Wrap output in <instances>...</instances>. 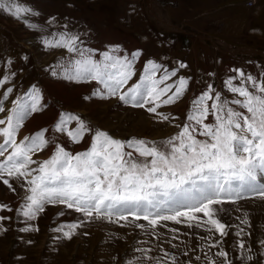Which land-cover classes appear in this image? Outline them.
<instances>
[{"label":"rangeland","instance_id":"374dc122","mask_svg":"<svg viewBox=\"0 0 264 264\" xmlns=\"http://www.w3.org/2000/svg\"><path fill=\"white\" fill-rule=\"evenodd\" d=\"M18 2L27 4L39 13L38 16L29 17V20L40 26V32L0 13V77L10 76L9 82L0 88V96L8 87L13 88V93L4 103L7 110L11 108L12 100L24 95L35 85L40 89L43 106L42 110L32 114L24 122L19 130L21 135L40 130L39 127H47L51 123L55 113L51 101H54L58 106V113L66 110L78 115L90 127L104 130L116 139L135 137L159 142L178 131L175 125L185 122L182 114H185L194 97L204 91L203 87L207 88L211 84L217 91H222L225 98L232 99L237 97L227 90L224 82L229 77L237 76L234 69L243 71L246 76L264 80V56L241 49L245 53L244 58H247V61H243L236 59L238 51L233 52L239 47L260 48L264 51V0L246 6L243 5L244 0ZM63 31L78 32L85 47L96 50L97 58H102L100 53L113 48L119 50L117 55L129 57L139 50L141 56L135 63L136 75L129 81V86L138 81L149 60L169 70L178 69L177 76L168 83L183 76L188 79L187 89L176 103L162 105L158 109V112L177 119L161 122L159 117L148 113L146 108L123 105L117 98L100 99L92 96L94 91L102 87L95 81L71 83L51 77L46 70L68 60L72 54L60 48H45L40 40L49 33ZM19 33L25 40L18 36ZM98 34L108 41L100 43ZM204 34L230 41L229 44L236 45L237 48L231 51L229 47L216 46L212 41L204 40ZM183 37L185 39L181 43L180 38ZM25 55L27 59L22 58ZM7 61L11 63H6ZM180 62L187 66L179 68ZM12 73L15 75H11ZM234 83L239 84L240 79L237 77ZM88 96L91 98L85 99ZM212 121L213 117L209 116L205 123ZM50 136L69 147L70 151L80 148L88 141V136L83 143H69L66 137L54 132H50ZM47 154L48 149H45L34 155L33 159L43 161ZM16 181L10 179L13 187ZM17 182L19 192L15 193L0 182V205H8L13 209L0 211V216L9 217L0 221L3 226L0 228V264H125L129 259L144 256L143 252L135 251L138 248L152 249L148 255L160 257L162 264H169L168 258L163 255L165 251L176 255V264H207L205 253L212 256L216 264H222V258L214 255L220 250L219 247L210 249L208 246L213 240H223L221 247L230 253L229 259L233 264H244L237 258L240 253L235 251L240 239H243L246 247L251 246L253 250L254 259L247 264H261L264 260L260 256L259 244V241L264 240V198L259 196L246 197L235 204L215 206L218 209L215 215L226 224L234 226L226 229L228 235L223 238L209 233L203 227H197L198 222L195 220L180 224L161 221L152 229L147 221L129 222V218V221L119 223L93 219L74 230L65 227L64 231L72 233L69 239L63 236V232H54L52 229L62 224L76 223L83 218L82 215L63 205H46L45 211L35 219L26 220L16 211L24 203L25 196L20 188V181ZM61 212L63 215H58ZM244 213H247L248 224H242L237 219H242ZM196 215L203 217L202 213ZM136 224H143L145 227L138 228ZM28 226H31L29 231H20ZM3 228L7 230L4 231ZM240 228L244 232L237 237L235 233ZM157 235L159 238H156ZM174 236L177 238L172 239ZM201 237L210 239L205 241ZM185 251L187 256L184 255ZM196 256L201 259L196 260ZM135 264H155V261L138 259Z\"/></svg>","mask_w":264,"mask_h":264},{"label":"snow or ice","instance_id":"6c2138e0","mask_svg":"<svg viewBox=\"0 0 264 264\" xmlns=\"http://www.w3.org/2000/svg\"><path fill=\"white\" fill-rule=\"evenodd\" d=\"M0 13L40 32V26L29 20L39 13L27 4L18 0H0ZM40 43L45 48H60L72 54L68 60L46 70L51 77L71 83L95 81L102 87L92 96L117 98L123 105L146 108L161 122L177 119L158 112V109L176 103L186 91L188 79L183 76L167 83L177 76L178 69L169 70L149 60L138 81L129 86V81L136 75L135 63L141 56L139 50L129 57L117 55L119 50L113 48L100 53L102 58H97L96 50L82 46L84 41L78 32L68 31L49 33L42 36ZM22 58L27 59V56ZM186 66L179 63V68ZM233 71L237 76L229 77L224 83L237 98H223L209 84L191 101L185 122L175 125L178 131L159 142L135 137L116 139L68 112L58 113L51 129H40L18 141L24 122L42 110L41 92L37 86H31L24 95L12 100V107L6 110L4 101L13 93V88L8 87L0 96V113H6L0 118V182L15 193L16 188L10 179L20 181L25 196L17 214L33 220L45 211L46 205H63L83 217L76 223L52 229L63 232V236L69 239L72 233L64 231L65 227L74 230L93 219L119 223L129 221V218V222L147 221L152 229L161 221L180 224L195 220L197 227L226 237V229L234 226L215 215L218 210L215 206L235 204L250 196L264 198V80L246 76L238 69ZM237 77L239 84L234 83ZM9 80V75L0 77V88ZM209 116L213 121L205 123ZM50 132L66 137L69 143H81L88 136L89 146L74 154L58 139H53ZM45 149L51 150L47 159H33ZM2 210L13 211L8 205H0ZM197 213H202L203 217H198ZM6 219L9 217L0 216V221ZM237 219L248 224L247 213ZM136 227L144 228L145 225L136 224ZM30 228L20 231L27 232ZM243 232L244 229L240 228L235 235L240 237ZM201 239L208 241L210 237ZM222 244L223 240H213L208 246L210 249L219 247L214 255L222 258V264H233L230 253L221 247ZM259 244L260 256L264 257V240ZM135 251L143 252L144 256L129 259L125 264H135L138 259L162 264L160 257L148 255L152 249L138 248ZM235 251L240 253L237 258L244 264L254 259L251 246L246 247L243 239L237 242ZM163 255L169 264H176V255L166 251ZM184 255H188L187 251ZM205 258L207 264H216L207 253Z\"/></svg>","mask_w":264,"mask_h":264},{"label":"bare ground","instance_id":"6f19581e","mask_svg":"<svg viewBox=\"0 0 264 264\" xmlns=\"http://www.w3.org/2000/svg\"><path fill=\"white\" fill-rule=\"evenodd\" d=\"M244 1H246V0H244ZM256 1L258 2V0H255V1L252 2V3H253V4H257ZM36 21H37V20H36ZM17 32H18V31H17ZM18 36H19L22 40H25V37H24V38L21 37L22 35H20V33L18 34ZM28 41H29V40H28ZM26 42H27V40H26ZM31 42H32V41H31ZM30 45H31V44H30ZM33 46H34V45H33ZM207 50H209V49H207ZM36 54H37V53H36ZM23 80H24V79H23ZM57 84H58V83H57ZM55 87H56V85H55ZM57 88H58V87H57ZM59 90H60V88H59ZM52 91H53V90H52ZM60 92H61V91H60ZM60 92H59V93H60ZM219 92H220V94H222V91H219ZM48 93H49V92H48ZM48 95H49V94H48ZM53 95H54V94H53ZM58 95H59V94H58ZM76 95H77V93H76ZM76 95H75V96H76ZM72 96H73V95H72ZM11 107H12V106H11ZM142 123H144V122H142ZM29 124H30V123H29ZM140 126H141V125H140ZM18 137H19V136H18ZM37 160H39V159H37ZM14 184H15L14 187L16 188V191L19 192L18 189H17V186L19 185V183L16 181V183L14 182Z\"/></svg>","mask_w":264,"mask_h":264},{"label":"crops","instance_id":"0c3cea01","mask_svg":"<svg viewBox=\"0 0 264 264\" xmlns=\"http://www.w3.org/2000/svg\"><path fill=\"white\" fill-rule=\"evenodd\" d=\"M197 2H198V0H197ZM198 5V4H197ZM192 8V7H191ZM215 11H216V9H215ZM214 13V12H213ZM98 37H99V42L101 43V41L102 42H107L108 40H106V39H104L100 34H98ZM116 39V38H115ZM230 42V41H229ZM233 43V42H232ZM233 59V58H232ZM239 60H241V59H239ZM243 61H247V60H243ZM191 101V100H190Z\"/></svg>","mask_w":264,"mask_h":264},{"label":"built area","instance_id":"2783aa9c","mask_svg":"<svg viewBox=\"0 0 264 264\" xmlns=\"http://www.w3.org/2000/svg\"><path fill=\"white\" fill-rule=\"evenodd\" d=\"M252 2H254V0H250L247 4H251ZM247 4H246V5H247Z\"/></svg>","mask_w":264,"mask_h":264}]
</instances>
